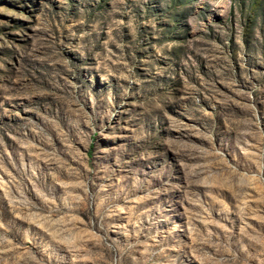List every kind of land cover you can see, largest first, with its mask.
I'll use <instances>...</instances> for the list:
<instances>
[{
  "label": "rangeland",
  "instance_id": "374dc122",
  "mask_svg": "<svg viewBox=\"0 0 264 264\" xmlns=\"http://www.w3.org/2000/svg\"><path fill=\"white\" fill-rule=\"evenodd\" d=\"M0 264H264V0H0Z\"/></svg>",
  "mask_w": 264,
  "mask_h": 264
}]
</instances>
